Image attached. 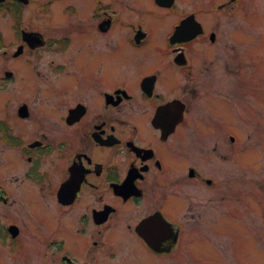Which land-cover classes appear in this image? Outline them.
<instances>
[{
    "label": "flooded vegetation",
    "instance_id": "flooded-vegetation-1",
    "mask_svg": "<svg viewBox=\"0 0 264 264\" xmlns=\"http://www.w3.org/2000/svg\"><path fill=\"white\" fill-rule=\"evenodd\" d=\"M63 1L59 11H54L50 27H33L27 17L31 15L30 10L38 15L51 14V6ZM84 1L91 3L90 10H81L76 0L0 2V16L10 21L7 35L0 30V55L21 59L30 68L43 64L44 72L53 81L55 94L53 104L45 108L52 119L42 118L48 125L41 132L37 130L41 128L39 119L33 118L37 129L27 121L33 117V109L26 99H18L11 111L12 100L6 98L0 117V145L16 153L21 165L24 164L23 179L32 188L41 190L62 207L84 202L83 209L75 216V228L66 230L74 229L80 237L103 235L90 240L89 246L106 247L107 260L117 261L125 242L104 239L103 226L126 209L130 221L125 223V231L142 248L154 255H187L194 264H201L200 238L194 228L188 230L191 224L188 212L197 202L193 193L183 190L182 186L186 179L201 183L203 190L217 189L220 185L216 163L218 144L214 141L211 147L210 143L217 126L228 128L232 119L228 125L229 110L224 101L218 104L226 109L227 116L224 110L204 100L208 97L217 100L211 92L218 84V77L237 78L233 82L236 90L241 78L229 70L218 72L217 64L213 68L204 66V61L212 63L213 53L202 59L203 70L196 77L197 65L188 52L195 44L215 46L217 38L211 30L213 25L207 26V17L223 12L242 22L238 29L232 30L242 47L232 45V48L240 64L243 63L249 57L241 54L243 48L247 52L253 47L248 40L252 15L250 12L244 15L242 0H213L206 5L199 0L189 3H186L189 0H150L154 7L141 9L133 0ZM129 11L135 12L136 17L130 18ZM146 16L156 20L172 18V29L165 35L166 39H152ZM243 19L244 24L249 23L246 28H241ZM180 24L185 31L171 39ZM90 25L94 33L89 31ZM118 27L127 29V38L116 35ZM120 43L132 54L128 73L125 78L108 80L101 72L116 57ZM90 44L94 50L88 48ZM148 46L154 53L171 60L189 81L178 88L170 75L164 81L172 82L162 86L160 70L147 71ZM245 74L242 78L246 81ZM16 82V71L8 63L0 71L2 89L11 96L10 85ZM217 92L222 99L234 102L232 93L223 89ZM131 108L146 110L147 127L143 123L139 127L137 120L128 115ZM193 128L198 138L194 142L186 140L187 130ZM138 133L152 139L147 141ZM234 136L239 141L236 131L228 129L229 152L224 154L228 161L234 158ZM107 193L119 204L107 200ZM10 195L8 185L0 182L1 202L7 203ZM243 196L245 200L255 197L254 194ZM172 200L177 203L173 204ZM0 230L5 245L15 247L18 253L27 249L21 238L20 223L5 222L0 224ZM49 238L47 245L52 252L49 258L57 264H87L88 260H81L67 248L65 236ZM87 256L97 260L89 252ZM22 261L28 264L27 258L23 257Z\"/></svg>",
    "mask_w": 264,
    "mask_h": 264
},
{
    "label": "rangeland",
    "instance_id": "rangeland-1",
    "mask_svg": "<svg viewBox=\"0 0 264 264\" xmlns=\"http://www.w3.org/2000/svg\"><path fill=\"white\" fill-rule=\"evenodd\" d=\"M76 1L81 6V10L85 8L84 11L90 10V2ZM133 1L139 9L154 7L150 0ZM191 1L195 0H189L186 3ZM199 1L202 5L213 3V0ZM64 3L65 1L52 5L50 12L53 13L51 12V14L38 15L30 10L31 15L27 17L33 27L41 29L50 27L49 24L54 11H59ZM242 7L245 8L244 15H248L249 12L252 15L248 40L250 45L253 44V47L247 52L243 48L241 53L243 56H249V62L245 60L240 64L239 57L232 48V45L242 47L241 44H238L240 42L236 40L232 31L234 28L238 29L237 27L242 22L233 17H227L223 12H219L217 16L208 15L209 17H207V26L213 25L211 30L217 38L215 46L195 44L188 52L197 65V68L194 69L196 77L200 70H203L202 64L200 65L202 59L213 53L212 63L207 59V62H202L204 66L213 68L217 64L218 72L219 70H229L238 73L237 77L241 78L240 85L239 87L236 86L238 88L236 90L233 82L237 78L233 79L225 75L222 78L218 77V84L211 92L217 100L209 97L204 100L206 104H215L220 111L224 110V116H227L226 109L218 104L219 102L224 104V101L225 107L228 108L229 112L231 110L233 114L232 117L231 112H228L226 118L228 125L232 119L231 126L228 128L217 126L210 143L211 147L214 141H217L218 144V152L216 153L219 157L216 163L220 185L217 189L203 190L204 187L201 183L186 179L184 181L185 188L184 185L182 186L183 190L193 193V199L197 202L188 212L191 223L188 224V230L194 228L193 230L200 238L201 264H264V0H242ZM127 14L132 19L136 17L135 12L129 11ZM146 17V24L152 29V39L157 41L166 39L165 35L172 29L170 26L172 18L166 17L156 20L152 16ZM244 20L241 28L243 26L246 28L249 24L248 22L244 24L246 23ZM9 23L10 21L6 20L5 17L0 16V30L5 35H7ZM84 24L87 26L86 22ZM88 29L94 33L93 26L90 25ZM116 32L118 37L127 38V29L118 27ZM88 48L94 50L91 44ZM147 49L149 50L148 54H150V57L145 59V61L150 62L147 65V71L159 69L162 86L172 82L171 80L164 81L165 76L170 75L172 80L178 83V88L189 81L183 77L178 67L171 60L154 53L150 46ZM131 56L129 48L120 43L116 57L110 59V64L101 73L106 74L109 77L108 80L125 78L129 69L127 65L131 63ZM243 56L240 55L244 58ZM155 59L159 61L154 62ZM8 63H11L12 68L16 71L17 82L10 85L13 88L11 96L2 89L0 83V117L3 114L2 103L6 98L12 100L11 111L15 108L18 99H26L33 109L31 112L33 117L27 121L29 125L37 129V121L33 118L39 119L41 128L37 130L41 132L45 129L43 126L48 125V121H44L42 118L45 120L52 119L49 111L45 108H50L55 98L53 81L44 72L43 64L36 68H30L23 65L21 59L13 60L0 55V71ZM244 72L246 73L244 75L246 81L242 78ZM242 82H246V84H242L244 85L242 86ZM167 88L169 90L171 87ZM218 89L232 93L234 102L230 103L231 101L222 99L218 95ZM239 89L244 91H239ZM219 99L221 100L219 101ZM236 109L239 110V113L235 112ZM128 115L137 120L139 127L142 123L147 127L146 110L139 111L131 108ZM200 126L198 124L199 129ZM232 128L238 134L239 141H234L233 146L235 148L232 152L234 158L228 161L224 158V154L229 152L227 133L228 129ZM34 131L37 135L39 134V131ZM187 131L186 140L192 142L198 140L194 128ZM138 134L147 141L152 139L148 138L149 135L147 134ZM206 163L209 165V160ZM23 170L24 164L21 165L16 153L4 150L0 145V182L6 183L11 193L7 203H2L0 200V224L8 221L20 223L23 228L21 238H23V243L27 248L23 253H18V249L15 247L5 245L0 230V264H26L22 261L23 257L28 259V264H57L56 261L49 258L52 252L47 245V239L53 236H65L67 248L81 260H88L87 264H194L187 255H175V253L154 255L142 248L139 242L125 231V223L130 221L129 212L126 209L121 210L118 215L116 214L103 226L104 239L115 243L125 242L118 260H107L105 257L106 247L98 246L93 249L89 246L90 240L93 238L100 239L99 237H103V235L95 234L93 238L87 235L80 237L74 229L71 232L66 230L69 227L75 228V216L83 209L84 202L70 208L58 205L52 197H46L41 190L32 188L23 179ZM245 194H254L255 197H247L245 200V197H242ZM105 197L107 200L119 204L109 193ZM12 198H15L16 201L13 202ZM171 202L177 203L175 200ZM228 210L230 212H226ZM87 250L91 256L97 257L96 261L89 259ZM193 254L197 256L195 252Z\"/></svg>",
    "mask_w": 264,
    "mask_h": 264
}]
</instances>
